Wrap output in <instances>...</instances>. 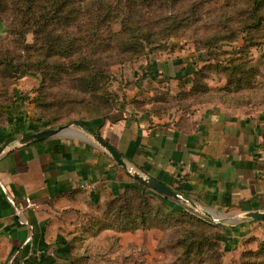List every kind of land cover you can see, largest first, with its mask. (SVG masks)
Listing matches in <instances>:
<instances>
[{"label": "rangeland", "instance_id": "rangeland-1", "mask_svg": "<svg viewBox=\"0 0 264 264\" xmlns=\"http://www.w3.org/2000/svg\"><path fill=\"white\" fill-rule=\"evenodd\" d=\"M15 1L0 0V146L75 121L97 122L110 112L167 124L217 104L264 107V0L259 22L243 13L246 0H120L119 19L107 23L109 34L94 47L79 20L29 30L33 25L19 11L26 3ZM102 1L114 6L117 0ZM98 2L67 0L65 10L78 16ZM44 5L47 0H35L33 8L41 12ZM124 15L126 27L155 36L118 33ZM53 36L63 45L72 40L64 54L48 46ZM180 202L197 221L141 222L122 232L121 244L111 236L78 264H264V219L222 214L234 219L216 222ZM236 227L238 237L226 231Z\"/></svg>", "mask_w": 264, "mask_h": 264}, {"label": "crops", "instance_id": "crops-1", "mask_svg": "<svg viewBox=\"0 0 264 264\" xmlns=\"http://www.w3.org/2000/svg\"><path fill=\"white\" fill-rule=\"evenodd\" d=\"M92 133L115 148L127 167L213 217L264 211V165L257 154L264 143V107L217 104L167 124L118 112L110 120L73 124L60 135L13 144L0 155V264H69V257L106 245L111 236L121 244L124 233L108 228L93 233L90 219L103 216L106 203L138 179ZM148 191L173 208L174 201L181 205ZM226 231L241 233L238 227Z\"/></svg>", "mask_w": 264, "mask_h": 264}, {"label": "trees", "instance_id": "trees-1", "mask_svg": "<svg viewBox=\"0 0 264 264\" xmlns=\"http://www.w3.org/2000/svg\"><path fill=\"white\" fill-rule=\"evenodd\" d=\"M99 1L98 8L92 9L90 11H80L78 10V16L71 14L69 10H65V4L67 0H47L49 6H41L42 11H36L33 8L35 0H16L14 3H26V6L23 9H19L23 13V21L28 25L31 22L33 25L32 29H29L33 32L42 30V26H46L50 23L66 25H75L77 21L83 22L84 31L87 32L88 41L93 44V47L96 46L95 40L102 38L104 35L109 34L105 28H109L107 25L108 22H117L119 19L120 13V0H117L113 5L107 4L102 5V0H93ZM132 1V0H129ZM142 2V0H136ZM247 4L242 9L244 14L247 17H255L256 22H259L261 14L260 12V0H246ZM1 3V2H0ZM128 13V12H127ZM125 13V14H127ZM128 19L127 15L122 16L120 19V31L128 35V37L134 35L143 40H148L149 37H154L155 34L152 33V30L136 27H126L124 22ZM168 29V28H166ZM50 31L46 34H49ZM115 35V34H113ZM57 37L53 36L48 40V46L53 49H58L62 54L65 53V49L69 46L68 44L72 43V40H68L67 45L61 43H56ZM113 113L106 114L101 118V122L105 120H110ZM115 114V113H114ZM76 125H84L85 123L81 121H75ZM135 184H130L127 186L125 191L122 194H119L117 197L109 200L105 207L102 210L103 216H92L90 223L92 225L93 233H97L101 229H112L116 232H123L127 228L135 229L138 225L142 226L145 221L149 223H163V221L168 222L173 216H182L187 218H192L194 221H197L196 218L191 216L189 209L183 205H176L177 202H173V206H170L164 199L157 200L155 197L148 191V186L142 183L141 181L136 180ZM166 198V197H163ZM160 217V218H158ZM199 221V220H198ZM203 224L202 222H199ZM159 225V224H158ZM220 234H214L215 237H220ZM205 238V235H203ZM201 244H198L197 247H200ZM90 251H84L82 253L78 252L72 257H69V264H78L81 261H88L89 257L87 254Z\"/></svg>", "mask_w": 264, "mask_h": 264}, {"label": "water", "instance_id": "water-1", "mask_svg": "<svg viewBox=\"0 0 264 264\" xmlns=\"http://www.w3.org/2000/svg\"><path fill=\"white\" fill-rule=\"evenodd\" d=\"M70 127H71L70 124H66V125L58 126L56 128L45 129V130H41L38 132L29 133L26 135L15 137L13 139L6 141L4 144H2L0 146V155L8 147H10L13 144L24 145L27 143L40 141V140H43V139H46L49 137L57 136V135H60L61 133H63L65 130L69 129ZM91 136L97 142V144H99V146H101L104 150H106L110 154L112 159L119 166L126 169L132 176H134L136 179H138L139 181H141L142 183H144L145 185H147L151 189H153L157 192H160L164 195H167L169 197H172L174 199L180 200L186 204H189L192 207L199 209L200 211H202V213H204L212 221H216V222L219 221L217 219V217H213L211 214H209L205 210L198 208L196 203H194L193 201H191V200L185 198L184 196L178 194L177 192H175L174 190H172L168 186L160 183L159 181L153 179L150 176H147V175L139 172L137 169H134L132 167H127V165L124 162L121 154L115 148H113L110 144H108L105 140H103L98 134L92 133ZM237 216L247 217V218L256 219V220L257 219H264V211L243 212L241 214H237ZM233 219H234V216H227V218L226 217L225 218L220 217V220H224V221H231Z\"/></svg>", "mask_w": 264, "mask_h": 264}, {"label": "built area", "instance_id": "built-area-1", "mask_svg": "<svg viewBox=\"0 0 264 264\" xmlns=\"http://www.w3.org/2000/svg\"><path fill=\"white\" fill-rule=\"evenodd\" d=\"M258 154V158L259 160L262 162V164L264 165V143L261 144V146L258 148L257 151ZM90 186V185H89Z\"/></svg>", "mask_w": 264, "mask_h": 264}]
</instances>
